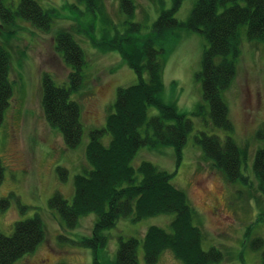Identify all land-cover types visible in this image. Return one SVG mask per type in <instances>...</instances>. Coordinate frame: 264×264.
<instances>
[{
    "label": "rangeland",
    "instance_id": "rangeland-1",
    "mask_svg": "<svg viewBox=\"0 0 264 264\" xmlns=\"http://www.w3.org/2000/svg\"><path fill=\"white\" fill-rule=\"evenodd\" d=\"M35 1L51 18L48 29L22 17H15L9 24L0 18V45L9 57L8 79L12 87L0 125V161L4 168L0 201H5L4 206L0 205V233L11 235L16 222L34 216L40 218L45 231V239L37 248L12 264H108L115 259L119 239L129 237L140 241L138 262L145 264L141 241L146 230L157 226L170 231L172 213L140 221L121 217L115 226L103 231L105 244L94 249L82 241L92 236L95 214L82 216L75 228H67L59 213L49 206L55 193L71 202L74 177L90 168L85 159L89 132L104 127L117 89L139 80L121 54L105 46L126 32L139 40L154 37L155 45L165 49L160 98L192 122L179 160L172 146H141L131 165L136 168L143 161L151 162L166 171L171 183L185 192L195 211L194 225L202 233V249L216 248L222 253L221 261L213 264H262L264 196L258 191L253 163L262 146L257 134L264 128V43L249 41L245 26L241 27L236 75L222 93L234 128L231 137L245 153L241 174L246 180L230 184L195 140L200 132L221 140L227 135L212 124L196 78L206 40L201 33L184 28L157 38L153 29L160 12L172 9L174 0H132L135 7L129 13L120 10V0ZM19 2L5 0L13 10ZM195 2L178 0L174 17L186 21ZM133 24L139 26L138 32H130ZM60 33L72 37L85 60L82 87L70 96L80 108L82 125L81 140L72 149L65 146L58 129L47 124L41 104L43 75L62 85L70 72L56 49ZM197 104L206 105L202 115L194 114ZM158 113L156 107L149 106L148 117ZM146 131L143 126L141 135ZM109 138L105 134L102 143L107 145ZM57 168L67 171L65 179ZM257 238L263 240L258 247L252 245ZM155 264L183 263L165 250Z\"/></svg>",
    "mask_w": 264,
    "mask_h": 264
},
{
    "label": "trees",
    "instance_id": "trees-1",
    "mask_svg": "<svg viewBox=\"0 0 264 264\" xmlns=\"http://www.w3.org/2000/svg\"><path fill=\"white\" fill-rule=\"evenodd\" d=\"M177 6L178 0H174L172 9L161 11L153 29L157 38H164L178 28L204 36L206 46L196 78L201 83L202 97L208 105L212 124L227 134L221 140L200 132L195 140L228 183L245 182L246 178L241 174L245 153L231 137L234 128L222 93L236 75L241 27L245 26L249 41L264 43V0H196L184 22L174 17ZM134 7L132 0H120L121 11L129 13ZM15 17H22L42 29H48L51 21L35 0H20L15 10L8 7L5 0H0V18L9 24ZM138 30L139 26L133 24L130 32ZM120 37L105 46L117 50L139 80L135 85L117 89L104 127L89 132L85 159L90 168L74 177L71 202L55 193L49 206L59 213L67 228H75L80 217L95 214L92 236L82 241L94 249L105 244L103 231L115 226L121 217L131 216L133 221H140L172 213L170 231L157 226L146 230L141 241L145 264L157 263L165 250H170L183 264L220 262L222 253L219 250L202 249V233L194 225L195 211L185 192L171 183L170 175L151 162L143 161L136 168L131 165L141 146H172L179 160L192 122L160 98L165 49L155 45L154 37L139 40L127 32ZM56 49L62 53L70 72L66 84L62 85L55 84L49 75H43L41 104L47 124L58 129L65 146L72 149L81 140L82 125L80 108L70 96L82 87L85 60L82 49L68 33L57 36ZM8 73L9 57L0 45V125L12 96ZM149 106L156 107L158 115L148 117ZM205 110L206 105L197 104L194 114L202 115ZM143 126L147 127L144 136L140 133ZM105 134L110 136L107 145L101 141ZM257 135L262 139V146L254 155L253 170L258 179V191L264 196V128ZM57 171L65 179L67 171L63 168H57ZM3 177L0 161V184ZM4 202L1 200L0 205L4 206ZM44 239L45 231L38 216L16 222L11 235L0 233V264L14 263L33 252ZM139 243L133 237L120 238L115 259L108 264H139ZM262 244L263 240L257 238L252 245ZM261 263L264 264V252ZM94 264L99 263L94 261Z\"/></svg>",
    "mask_w": 264,
    "mask_h": 264
}]
</instances>
